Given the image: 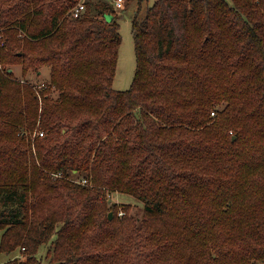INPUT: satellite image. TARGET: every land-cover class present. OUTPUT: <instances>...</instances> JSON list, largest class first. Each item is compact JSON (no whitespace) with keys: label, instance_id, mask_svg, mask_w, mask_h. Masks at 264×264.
<instances>
[{"label":"trees","instance_id":"trees-1","mask_svg":"<svg viewBox=\"0 0 264 264\" xmlns=\"http://www.w3.org/2000/svg\"><path fill=\"white\" fill-rule=\"evenodd\" d=\"M79 1L0 0V264H264V0H124L125 90L119 13Z\"/></svg>","mask_w":264,"mask_h":264},{"label":"rangeland","instance_id":"rangeland-1","mask_svg":"<svg viewBox=\"0 0 264 264\" xmlns=\"http://www.w3.org/2000/svg\"><path fill=\"white\" fill-rule=\"evenodd\" d=\"M99 1V0H93ZM106 2H113V6L115 10L119 13L120 17L118 18V22L120 24V35H121V43L119 46V55L117 59L115 76L112 81V86L115 89L125 90L130 87L136 66V58H135V50H134V40L131 31V19L134 13V8L136 4L129 5L126 9H121V5L124 0L118 3L117 0H101ZM154 0H143L141 4V13L144 11L147 4H152ZM2 38V35H1ZM14 66V73L17 77H23L21 68ZM42 73L40 75L35 74L34 70H30L26 75V79H28L31 83H40L49 80L50 69L48 65H44ZM211 114H214L211 112ZM112 201H116L119 203H129L131 207V211L135 213L137 216L142 215V202L136 199L134 196L121 192H113L109 197ZM1 237V230H0ZM49 244L41 245L37 255L41 259V264H54L49 262V260L45 256V252L47 246ZM20 256V253L16 250L11 253H6L0 251V262L8 260L12 255ZM12 256V257H14Z\"/></svg>","mask_w":264,"mask_h":264},{"label":"built area","instance_id":"built-area-1","mask_svg":"<svg viewBox=\"0 0 264 264\" xmlns=\"http://www.w3.org/2000/svg\"><path fill=\"white\" fill-rule=\"evenodd\" d=\"M117 1H118V3H119V2H121L122 0H117ZM84 7H85L84 2H83L82 0H80V1L74 6V8L71 9L72 15H73V16H78V15L81 13V11L84 9ZM1 46H2V39H1V34H0V48H1ZM42 86H43V83H40V84L36 85L35 87L38 89V88H40V87H42ZM35 87H34V88H35ZM35 134H36V131L33 132V135H35ZM38 134H39V135H43V132H42V131H39ZM85 181H86L85 179H82V182H85Z\"/></svg>","mask_w":264,"mask_h":264},{"label":"water","instance_id":"water-1","mask_svg":"<svg viewBox=\"0 0 264 264\" xmlns=\"http://www.w3.org/2000/svg\"><path fill=\"white\" fill-rule=\"evenodd\" d=\"M106 17H107L108 19H110V18H111V15H110V14H108V15H106ZM8 71H11V68H9V69H8ZM112 215H113V212H112V211H110V212H109V216H108V217H109V218H111V217H112Z\"/></svg>","mask_w":264,"mask_h":264},{"label":"crops","instance_id":"crops-1","mask_svg":"<svg viewBox=\"0 0 264 264\" xmlns=\"http://www.w3.org/2000/svg\"><path fill=\"white\" fill-rule=\"evenodd\" d=\"M18 67H20V66H18ZM43 67H44V66H42V67L40 68V70L36 72V76H37V75H40V74L42 73L41 70H43ZM11 70L14 71V67H12ZM12 256H14V254H13ZM12 256H11V257H12Z\"/></svg>","mask_w":264,"mask_h":264}]
</instances>
